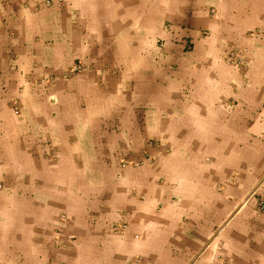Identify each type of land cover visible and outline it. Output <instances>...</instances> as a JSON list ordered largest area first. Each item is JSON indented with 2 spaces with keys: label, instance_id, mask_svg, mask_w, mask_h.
<instances>
[{
  "label": "crops",
  "instance_id": "crops-1",
  "mask_svg": "<svg viewBox=\"0 0 264 264\" xmlns=\"http://www.w3.org/2000/svg\"><path fill=\"white\" fill-rule=\"evenodd\" d=\"M19 18L26 37L13 42L0 16V264H264V213L241 205L264 181V0H55L37 22ZM224 28L247 48L243 70L209 58L201 29ZM85 54L106 63L56 78V116L9 108L35 61ZM158 137L169 142H146ZM120 147L143 160L121 164Z\"/></svg>",
  "mask_w": 264,
  "mask_h": 264
},
{
  "label": "rangeland",
  "instance_id": "rangeland-1",
  "mask_svg": "<svg viewBox=\"0 0 264 264\" xmlns=\"http://www.w3.org/2000/svg\"><path fill=\"white\" fill-rule=\"evenodd\" d=\"M64 2V0H59ZM55 3V0H0V16L3 19L2 26H4L6 23H8V32L9 36H12L13 39H15L13 42L18 41L20 39H23L26 37L25 34V25L27 26L26 19H20L19 15H26V16H35V22L36 21V15L41 12V10L51 7ZM204 10L208 11V14L210 17H215L218 13V9L216 6H210V7H204ZM17 15L19 18L15 23H10V18ZM36 25V23H35ZM166 28L169 30H172V25L170 23L165 24ZM10 26L15 27L17 26L18 32H12L10 31ZM183 29L184 26H181ZM178 33L181 32V28L176 29ZM175 34V33H173ZM201 38L207 39L211 46V51L209 54L210 60L213 62H222L225 64L230 65L236 72L238 70H243L248 66V56H247V48L246 46H240L237 44V39L232 38L230 35V32L224 28L220 31H214L211 29H201ZM42 37V35L35 33L32 35V39L35 38V40H39ZM19 42V41H18ZM17 42V44H18ZM25 43L24 41H22ZM21 42V43H22ZM173 43H182L183 45V51H191L194 47V43L191 40V37L187 35H178L175 38L172 39ZM164 40L158 41V46L160 48H164ZM243 49V53L241 54L242 58L246 62V65L244 67L237 68V49L238 48ZM156 60H159V56L155 57ZM239 58V57H238ZM18 55L10 56L8 58V64L12 68V70L16 69L18 70ZM105 61V57L100 56H94L85 54L80 57H76L73 59H70V61H61L58 62V65L55 66V68L50 67L45 62L39 60L35 61L32 66V70L29 74V81L27 82V85L20 86L15 91L12 92L11 96L8 98V106L9 108L17 114H22L24 111L26 105L34 111H41L43 107H50L51 112L56 116L57 110L56 107L58 106V94L57 90L55 88V81L57 77H63L66 80H71L78 75H84L90 71H93L95 69V66L100 64L101 62ZM105 68L106 65H103ZM14 68V69H13ZM118 68V67H117ZM6 90V86L2 85L0 88V99L4 97L3 91ZM66 90H70L66 88ZM114 106L117 104H113ZM28 124L26 127L28 128ZM25 127V129H26ZM41 131L44 135V145L45 150L43 151L44 155L54 157L55 159L58 158V151L55 148V140L52 136L51 131L45 127H41ZM146 142L151 147L160 146L161 144L168 143L167 137H158V138H150L147 139ZM1 148V146H0ZM137 152V151H135ZM131 153V152H130ZM115 158L119 160L121 164L125 163H132V164H138L143 160V158H137L136 156H130L132 157L130 161H128L127 158V151L122 149L121 147L119 149H116L113 152ZM132 154V153H131ZM130 154V155H131ZM143 157L147 156L150 157L149 151L145 150L142 151ZM104 159V156H102ZM153 158V157H152ZM4 182L0 179V188H3ZM262 190H264V181H261L258 183L255 188L252 190L251 194L247 199H245L241 205H253L258 209L260 213H264V194L262 193ZM251 198V199H250ZM61 219L66 220L67 216L60 215ZM237 215L231 216L229 219H227L226 223H232L234 222ZM121 228H123L122 225H118ZM67 231L62 227H54L53 230H51L52 240L51 243H49L51 246L53 245L56 248L63 247L66 245V242H68L67 239H64V237H67L68 234ZM70 239H73L72 236H69ZM66 240V242H65ZM50 242V241H49ZM51 264H58L57 262L53 261Z\"/></svg>",
  "mask_w": 264,
  "mask_h": 264
},
{
  "label": "built area",
  "instance_id": "built-area-1",
  "mask_svg": "<svg viewBox=\"0 0 264 264\" xmlns=\"http://www.w3.org/2000/svg\"><path fill=\"white\" fill-rule=\"evenodd\" d=\"M238 48V47H237ZM243 49L238 48L237 49V68L239 67H244L246 65V62L244 61V59L241 57L242 53H243ZM239 57V58H238Z\"/></svg>",
  "mask_w": 264,
  "mask_h": 264
}]
</instances>
